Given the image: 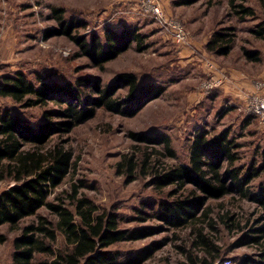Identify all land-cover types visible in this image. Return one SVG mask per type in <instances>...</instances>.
<instances>
[{"label":"rangeland","instance_id":"rangeland-1","mask_svg":"<svg viewBox=\"0 0 264 264\" xmlns=\"http://www.w3.org/2000/svg\"><path fill=\"white\" fill-rule=\"evenodd\" d=\"M180 1L168 0V10H164L182 23L189 34V41L192 38L191 42L196 47L204 39H209L215 30L232 29L234 45L230 53L223 58L216 56L218 58L209 59L218 71L215 62L220 68L227 70L229 66L235 70L233 76L229 74L231 71H220V76H229L227 84L231 86L237 80H246L250 81L256 92H259L257 83L264 89V38H257L253 34L259 26H264V3L260 0H235L254 11L253 16L240 17L236 10L230 9L229 0H200L185 5L181 16L176 12ZM53 8H62L65 20L83 23L82 27L74 29L77 35L88 38L96 35L104 41L106 28L120 30L122 27H132L145 36L147 48L142 51L129 48L105 63L103 69L92 67L74 41L64 36L46 34L47 29L58 26L53 18ZM179 47L182 46L173 43L150 18L137 11L134 0H0V79L5 75L22 73L35 86H39L38 76L44 81L69 83L75 87L79 80L88 78L99 81L103 86L114 83L118 74L131 72L136 75L138 85L156 83L165 87L162 96L149 102L132 117L99 108L93 118L65 134L73 151L74 165L50 199L56 192H63L61 198L73 210L68 194L74 184L78 187L79 196L90 199L99 211L115 213L120 228L160 227L159 233L152 236L136 241H121L108 247L119 254L120 260L154 248L141 264H191L189 256L197 264H201L197 262L201 259L210 264H243L245 258H258L259 249L255 245H238L243 235L253 228L260 214L255 204L238 194L210 199L205 206L211 209L208 218L213 228L207 222L199 224L198 220L195 225L174 229L150 217L151 211L144 207V203L167 198L175 186L159 190L149 185L153 173L151 168L142 169L140 166L133 177H129L124 169L117 171L116 164L123 155L138 156L150 153L154 148L153 145L133 141L129 135L131 132L150 138L156 134H166L171 140L175 157L161 158V162L185 165L189 162L192 136L203 128L208 130L209 135L227 131L240 144L238 165H259L257 151L264 140V128L243 110L250 90L239 102V92L236 95L224 89L225 80L206 93L201 83L217 70L211 71L210 63L204 60L207 73L195 68L193 71L192 64L181 59ZM200 47H197L199 51L203 49ZM241 48L258 51L260 61L244 58ZM85 90L88 96L92 95ZM125 92V89L118 90L120 96ZM198 93L203 94L204 99L209 94L215 96L217 93L219 99L198 103ZM58 108L53 102L24 108L8 97H0V109H8L34 126L46 122L44 111ZM51 120L58 119L53 117ZM155 148L161 149L157 145ZM263 178L264 173L253 182L254 186ZM12 183L0 182V191ZM140 210H143L142 214ZM38 213L54 219L44 208ZM32 219L26 218L21 225ZM200 228L205 245L197 237L196 230ZM19 233L18 229L0 226V234L4 236V241H0V264H12L13 239ZM64 243L62 235L58 234L57 247H63Z\"/></svg>","mask_w":264,"mask_h":264},{"label":"trees","instance_id":"trees-1","mask_svg":"<svg viewBox=\"0 0 264 264\" xmlns=\"http://www.w3.org/2000/svg\"><path fill=\"white\" fill-rule=\"evenodd\" d=\"M198 1L181 0L179 3L191 5ZM260 1L264 3V0ZM228 3L240 17L254 15L249 6L235 0ZM52 13L58 26L47 29L46 34L74 41L92 67L103 69L105 63L129 48L139 51L147 48L145 36L135 28H106L104 41H101L96 35L88 38L75 34L74 29L82 27L83 23L65 20L62 8H53ZM253 34L264 38V26H259ZM233 45L232 29L220 28L212 33L205 49L214 56L224 57ZM241 54L249 61H260L258 51L241 48ZM38 80L39 86H35L22 73L5 75L0 79V97H8L21 107L45 106L48 102L59 107L54 111H44L46 122L37 126L8 109H0V182H13L0 191V226L7 225L20 231L13 239L12 264H141L154 248L120 260L119 254L108 247L121 241L152 236L159 233L160 227L120 228L115 213L99 211L90 199L79 196L78 187L74 184L68 194L73 210L61 198L63 192H56L51 199L50 195L74 165L73 151L65 134L93 118L99 108L132 117L163 95L165 87L156 83L138 85L136 75L131 72H122L114 83L103 86L99 81L88 78L79 80L77 87L44 81L40 76ZM85 89L92 95L88 96ZM120 89L126 90L125 95L118 94ZM53 117L58 120L52 121ZM53 135L56 138L51 139ZM129 135L133 141L147 143L154 148L150 153L138 156L123 155L116 164L117 171L124 169L129 177H133L140 166L142 169L151 168L153 173L149 185L159 190L175 186L167 198L144 203V207L151 211L150 217L174 229L195 225L198 220L199 224L207 222L213 228L208 218L211 209L205 206L206 202L238 194L260 210L253 228L238 242L241 246L258 247V258H245L243 264H264V178L255 186L253 184L264 173V140L257 151L259 165H238L240 144L227 131L209 135L203 128L192 136L188 164L167 165L160 159L175 157L169 136L156 134L150 138L134 132ZM187 186H191V190ZM42 208L54 219L38 213ZM139 213L142 214L143 210ZM26 218L33 219L21 225ZM196 231L198 239L205 245L201 228ZM58 234L65 242L60 248L57 247ZM0 241H4L1 234ZM188 260L197 264L190 256ZM197 262L210 264L203 259Z\"/></svg>","mask_w":264,"mask_h":264},{"label":"built area","instance_id":"built-area-1","mask_svg":"<svg viewBox=\"0 0 264 264\" xmlns=\"http://www.w3.org/2000/svg\"><path fill=\"white\" fill-rule=\"evenodd\" d=\"M134 6L142 15L150 18L159 28V31L169 37L173 43L178 46L188 45V32L181 22L165 12L161 0H134ZM209 67L211 71L215 69L213 64H209ZM227 79V76L224 77V75L220 77L211 75L208 80L201 83V87L207 93ZM256 86L259 92L247 95L243 104V110L249 115H254L259 124L264 128V89H261L260 83H257Z\"/></svg>","mask_w":264,"mask_h":264},{"label":"crops","instance_id":"crops-1","mask_svg":"<svg viewBox=\"0 0 264 264\" xmlns=\"http://www.w3.org/2000/svg\"><path fill=\"white\" fill-rule=\"evenodd\" d=\"M162 1V4H163V8H165L166 10H168V7H167V1L168 0H161ZM185 5H181V4H179L178 5V10H176V12L177 13H179L180 15H181V12H182V9H183V7H184ZM182 16V15H181ZM184 19V18H183ZM184 22H186V19L184 20ZM193 37V36H192ZM191 41H192V38H191ZM191 41H189V43H188V45H186V46H182V47H179V50H178V52H179V54H180V56L182 57L181 59L184 61H189V63L190 64H192V70L193 71H195V69L196 70H198V71H202L203 73H207V63H210V64H213V62L212 61H209V59L211 58V57H215V58H218V57H216V56H214V55H212V54H210L208 51H206V49H205V43L208 41V39L206 38V39H204L203 41H202V43H198V45H197V47H199V46H201V47H203V49L202 50H198V48L195 46V44H194V42H191ZM196 48H195V47ZM200 47V48H201ZM194 52V53H193ZM221 58H223V57H221ZM204 60H208V61H206L207 63L205 64L204 63ZM218 62H221L222 60H217ZM215 64H216V66H217V68L221 71V72H225V71H231L229 74H230V76H233L234 75V73H235V70L234 69H232V68H230L229 66L228 67H226L227 68V70L225 69V68H220V67H218V65H217V63L215 62ZM194 65H196V66H194ZM213 66H214V64H213ZM232 67V66H231ZM195 68V69H194ZM214 68H215V66H214ZM225 69V70H224ZM237 69V68H236ZM215 70H217V69H215ZM220 71H216V72H214L213 74L215 75V76H217V77H220ZM201 72V73H202ZM201 75H204V74H201ZM213 75V76H214ZM228 80H229V76H228V79H227V81L225 82V85L223 86L224 87V89L226 90V91H230L231 93L233 92V93H235L236 95H238V92H239V99H240V101L239 102H241V100L242 99H244L243 97L245 96V93H246V91H249L250 90V92L251 93H254V92H256L255 90H253L254 88H252V85L250 84V81H239V80H237L236 82H233V80H231V83H232V85L230 86L229 84H227L228 83ZM234 85V86H233ZM249 92V93H250ZM250 93V94H251ZM234 94V95H235ZM235 95V96H236ZM162 96V95H161ZM197 96H200L199 98H198V103H201V101H203V100H210V99H219V95L216 93V95L215 96H212V94L210 95L209 94V96L206 98V96H205V99H204V95L203 94H197ZM196 96V97H197ZM202 96V97H201ZM232 99V98H231Z\"/></svg>","mask_w":264,"mask_h":264}]
</instances>
